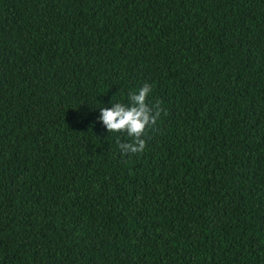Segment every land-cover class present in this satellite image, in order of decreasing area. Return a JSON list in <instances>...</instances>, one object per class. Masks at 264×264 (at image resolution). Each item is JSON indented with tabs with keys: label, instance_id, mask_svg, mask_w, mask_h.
<instances>
[{
	"label": "trees",
	"instance_id": "16d2710c",
	"mask_svg": "<svg viewBox=\"0 0 264 264\" xmlns=\"http://www.w3.org/2000/svg\"><path fill=\"white\" fill-rule=\"evenodd\" d=\"M0 264H264V0H0Z\"/></svg>",
	"mask_w": 264,
	"mask_h": 264
},
{
	"label": "clouds",
	"instance_id": "9594fccd",
	"mask_svg": "<svg viewBox=\"0 0 264 264\" xmlns=\"http://www.w3.org/2000/svg\"><path fill=\"white\" fill-rule=\"evenodd\" d=\"M152 86L145 83L137 91L129 93L127 103L112 104L100 109V119L109 133L125 134L129 141L118 146L122 154L143 153L145 137L154 129L163 111L160 103H150Z\"/></svg>",
	"mask_w": 264,
	"mask_h": 264
}]
</instances>
